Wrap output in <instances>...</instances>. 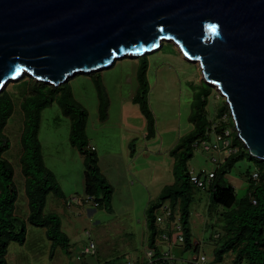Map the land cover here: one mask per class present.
Instances as JSON below:
<instances>
[{"label":"rangeland","instance_id":"rangeland-1","mask_svg":"<svg viewBox=\"0 0 264 264\" xmlns=\"http://www.w3.org/2000/svg\"><path fill=\"white\" fill-rule=\"evenodd\" d=\"M144 56L148 63L149 103L156 119L155 134L148 137L145 135L148 132L146 116L132 100L138 90V70ZM21 79L11 81L6 86L13 92L16 106L5 129L11 140V147L5 156L14 166L19 190L16 214L26 218L29 204L20 161L24 113L19 103L23 91L17 85ZM98 80L101 82L100 88ZM202 81L204 75L199 63L187 59L172 41H165L160 49L146 55L119 58L114 65L100 71L78 73L71 77L68 82L74 97L89 110L86 128L88 139L104 152L114 148L119 156V166L121 164L118 169L123 174L130 171L129 180L120 183L114 179L118 189L114 191L110 210L91 202L84 203V157L70 142L71 120L63 114L57 102L44 108L41 112L39 139L45 164L56 175L66 200L80 197L84 208L78 204L69 205L64 197L48 193L44 211L56 212L61 216L62 227L70 237L71 247H56L54 255L50 256L54 248L46 235V229L29 223L25 242L10 243L8 263L99 264L108 259L142 258L149 247L145 224L147 205L159 195L164 185L175 181V158L170 150L182 135L194 127L189 115L194 96L202 89ZM211 86L212 92L205 97L208 114L214 118L226 101L219 89ZM103 99L109 104L105 121L101 119ZM121 121H124L125 126H120ZM128 126L132 129H128ZM131 141L136 145L134 158L129 152L128 144ZM227 155V150L216 154L220 160ZM256 159L255 156L240 159L223 176L226 183L235 187L238 200L249 195L253 173L258 170ZM188 166L195 173L212 171L218 167L202 146L195 149ZM136 178H140L143 183L137 182ZM209 188L210 182L207 181L206 187L191 189L194 200L191 206V230L194 240L201 242L200 250L213 261L216 243L214 233L222 231L218 220L222 208L214 209L210 215ZM92 239L97 244V254L83 253V248ZM180 251L181 248H175L176 253ZM188 254L186 251L185 255ZM231 261L232 255L229 253L222 262L210 264H231Z\"/></svg>","mask_w":264,"mask_h":264},{"label":"water","instance_id":"water-1","mask_svg":"<svg viewBox=\"0 0 264 264\" xmlns=\"http://www.w3.org/2000/svg\"><path fill=\"white\" fill-rule=\"evenodd\" d=\"M165 41L199 62L264 159V0H0V92L26 73L60 85Z\"/></svg>","mask_w":264,"mask_h":264},{"label":"trees","instance_id":"trees-1","mask_svg":"<svg viewBox=\"0 0 264 264\" xmlns=\"http://www.w3.org/2000/svg\"><path fill=\"white\" fill-rule=\"evenodd\" d=\"M147 69L148 63L144 56L138 70L139 86L133 100L146 116L148 137L155 134L156 119L149 103L150 87ZM17 85L23 91L22 100L19 103L24 113L20 161L25 175L29 214L26 218L16 214L19 190L15 181L14 166L5 156L11 147V140L5 129L15 111L16 101L13 92L5 88L0 92V264H9L7 253L11 242L16 241L21 244L25 242L29 223L46 229V235L52 241L54 248L50 256L54 255L56 247L64 249L71 247L70 237L62 227L61 216L56 212L44 211L48 193L53 192L65 198L56 175L46 166L42 154L39 130L41 112L44 108L57 102L63 114L71 120L70 142L84 157L85 192L86 195L94 196V200L84 201V203L91 202L110 210L115 191L114 185L101 170L97 151L92 149L89 143L86 133L89 110L74 97L69 82L53 85L27 75L18 81ZM98 87H101L100 80H98ZM212 90L213 87L209 83L202 81V89L195 94L189 115V120L194 127L182 135L170 150V154L175 158V181L164 185L159 195L150 200L147 205L148 238L153 242L157 234L154 213L156 207L169 200L174 212L179 213L184 223L187 249L200 250L201 243H195L191 230V206L194 201L191 189L199 186L191 181L188 163L197 148L195 143L209 139L214 125H216V131L230 127L232 147L237 150L217 163L214 177L209 181L210 215L214 209L222 208L218 218L222 231L216 232L219 233L218 237L214 236L216 238L214 261L221 262L227 254L231 253L236 264H264V159H256L259 176L257 179L252 178L249 195L238 200L235 187L226 183L223 176L237 161L246 156H253L240 138L226 102L219 107L214 118L209 116L205 95ZM108 106L107 101L103 99L100 107L102 120L108 117ZM224 114L227 115V119H223ZM130 145L134 154V141H131Z\"/></svg>","mask_w":264,"mask_h":264},{"label":"built area","instance_id":"built-area-1","mask_svg":"<svg viewBox=\"0 0 264 264\" xmlns=\"http://www.w3.org/2000/svg\"><path fill=\"white\" fill-rule=\"evenodd\" d=\"M223 119H227V115H223ZM215 126L211 132L209 139H204L196 142V147L202 146L206 153L209 154L210 159L214 162L221 160L216 156L217 153H222L227 150L228 154L235 152L237 149L232 147L230 127L223 130L216 131ZM95 149L94 146H91ZM215 174V170L206 171L201 170L200 173L191 171V181L199 187H204L207 181H210ZM259 176L258 171L253 173V178L257 179ZM94 200V196L86 195L85 202ZM255 201V200H254ZM67 204H81L83 201L80 197H72L66 200ZM155 227L157 234L153 242L149 240V247L145 250L144 256L137 260L131 259H108L99 264H210L211 262L217 263L214 260L210 261L209 257L201 250L187 249L186 247V234L184 223L178 212H174V208L169 200L160 203L155 211ZM90 234V231H88ZM215 237L219 233H215ZM196 244H200L199 240H194ZM182 244V245H181ZM175 248H181L180 253L175 252ZM188 251V255L185 252ZM83 253L97 254V244L92 239L89 245L83 248ZM222 262V261H221ZM231 264H236L233 259Z\"/></svg>","mask_w":264,"mask_h":264},{"label":"crops","instance_id":"crops-1","mask_svg":"<svg viewBox=\"0 0 264 264\" xmlns=\"http://www.w3.org/2000/svg\"><path fill=\"white\" fill-rule=\"evenodd\" d=\"M114 65V64H113ZM133 100V98H132ZM134 102V100H133ZM135 103V102H134ZM107 120V119H106ZM105 121V120H103ZM124 121H121L120 122V126L123 127L125 126L124 125ZM99 127H97L98 129ZM128 129H132L130 128V126H128ZM146 135V134H145ZM147 137V135H146ZM90 141V140H89ZM91 146H94L95 147V150L97 151L98 155H99V164H100V167H101V170L102 172L106 175V177L108 178V180L114 185V188H115V191H117L118 189V186L117 184H115L114 182V179H116L117 181H119L120 183H124L125 181H128L129 180V172L128 174H123L119 169L118 167L119 166V156L117 154V151L114 150V148H111L110 150H107V152H104L102 150V148H100V146H96L95 144H93L91 141L89 142ZM131 143V142H130ZM130 143L128 144L129 148H130V155L131 157L134 158V154H132V151H131V145ZM134 149H135V153H136V145H134ZM78 150V149H77ZM79 151V150H78ZM80 152V151H79ZM81 153V152H80ZM127 166H129V164H127ZM133 174V172H131ZM120 176V177H119ZM136 181L137 182H140L141 184L143 183L140 178H136ZM132 183L135 185L136 182L135 181H132ZM65 193V192H64ZM66 200V197L64 198ZM150 202V201H149ZM78 206L80 208H84V203H81V204H78ZM29 214V212H28ZM27 214V216H28ZM145 224H146V218H145ZM148 234V233H147Z\"/></svg>","mask_w":264,"mask_h":264},{"label":"bare ground","instance_id":"bare-ground-1","mask_svg":"<svg viewBox=\"0 0 264 264\" xmlns=\"http://www.w3.org/2000/svg\"><path fill=\"white\" fill-rule=\"evenodd\" d=\"M199 63V62H198Z\"/></svg>","mask_w":264,"mask_h":264}]
</instances>
